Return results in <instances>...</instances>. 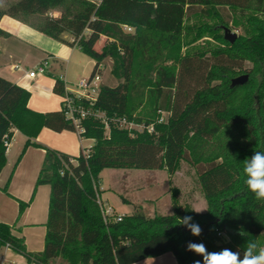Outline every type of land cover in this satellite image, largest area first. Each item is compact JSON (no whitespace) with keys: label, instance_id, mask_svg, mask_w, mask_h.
<instances>
[{"label":"trees","instance_id":"trees-1","mask_svg":"<svg viewBox=\"0 0 264 264\" xmlns=\"http://www.w3.org/2000/svg\"><path fill=\"white\" fill-rule=\"evenodd\" d=\"M53 12L59 16L51 17ZM4 16L78 47L94 61L91 77L111 59L118 84L102 85L93 108L110 120L133 121L148 102L152 115L138 122L153 130L129 132L110 123L106 134L103 123L86 118L80 136L94 144L78 157L42 148L31 140L43 128L75 132L73 124L62 109L31 111L30 93L0 77V174L6 165L5 136L11 138L16 129L28 138L25 148L45 150L36 186L50 187L44 250L28 253L24 240L3 223L0 247L8 246L28 264L55 259L136 264L166 253L177 264H203L201 256L186 251L188 241L203 242L209 251L242 252L247 240L264 247V201L247 190L242 171L246 158L264 151V0H102L99 5L88 0H19L0 9V21ZM225 28L241 30L234 44L225 41ZM64 34L77 43L64 40ZM2 37L8 34L0 29ZM202 40L209 47L197 46ZM209 56L213 62L204 68ZM170 61L175 66L164 65ZM245 63L249 70H243ZM242 75H248V82L232 87V80ZM53 92L65 95L62 79L55 80ZM163 113L166 119L159 123ZM210 144L217 155L205 154ZM182 162L200 170L204 213L188 205L181 208L173 199L172 215L147 217L136 211L120 222L104 223L96 191L103 170H159L173 176ZM3 191L8 194V183ZM18 204L19 219L29 204ZM184 216L201 226L200 237L178 224ZM240 230L246 236L238 235Z\"/></svg>","mask_w":264,"mask_h":264},{"label":"crops","instance_id":"crops-1","mask_svg":"<svg viewBox=\"0 0 264 264\" xmlns=\"http://www.w3.org/2000/svg\"><path fill=\"white\" fill-rule=\"evenodd\" d=\"M18 1L0 0V9L6 10ZM88 1L99 5L102 0ZM53 14V17L59 16L57 12ZM0 29L8 34V37L0 38V77L30 93L28 108L31 111L41 114L61 111L62 97L53 92L55 80L62 79L66 89L72 90L69 76L75 64L73 60L77 58L78 52L82 53L80 49L50 39L29 25L9 16L1 19ZM85 34L89 32L86 31ZM62 37L71 42L72 38L68 34ZM91 62L94 65V61ZM41 66L44 72H37L34 78H30V72L37 71ZM11 133V146L6 151V165L0 174V223L12 227L13 234L24 240L28 253H41L45 246L50 198L49 186H36L46 154L42 148L76 158L81 152L91 148L94 140L81 139L76 131L54 132L43 128L37 138L31 140L42 148L34 146L25 148L28 138L16 129H12ZM84 140L91 141L92 144L84 147ZM20 156L21 159L17 163ZM7 183L8 194L3 191ZM96 191L99 199L102 200L98 184ZM18 201L29 204L19 219ZM123 202L128 206L131 205L128 200L123 199ZM0 259V264H28L24 256L15 253L7 246L0 247ZM141 263L177 264L176 258L171 253L136 264Z\"/></svg>","mask_w":264,"mask_h":264},{"label":"rangeland","instance_id":"rangeland-1","mask_svg":"<svg viewBox=\"0 0 264 264\" xmlns=\"http://www.w3.org/2000/svg\"><path fill=\"white\" fill-rule=\"evenodd\" d=\"M50 16L53 17L52 15ZM32 20L35 21L36 18ZM230 30L237 35L242 34L241 30L233 28H230ZM103 42L104 39H101L100 44L103 45ZM210 44L212 45V43ZM97 46H99V43ZM197 46L204 49L209 47L203 40ZM77 54V58L73 60L75 64L69 76L71 85H75L79 80L89 78L94 67L88 56L79 52ZM207 58V61L203 63L204 68L209 67L213 62L210 60V56ZM164 65L175 66L171 61L166 62ZM250 68L251 65L248 63L243 65V70H249ZM111 69L112 60H105L100 72L103 86L115 87L118 84V81L111 74ZM194 85V82H192L191 88H194ZM151 110V104L148 102L144 103L142 108L135 112L132 122L142 125V123L138 122V119L150 117L152 115ZM162 119H166V113L161 114L157 121ZM91 144V141H83L84 147H88ZM206 148V155H217L219 153L217 148L211 144ZM199 171L197 166L189 162H182L181 168L175 176H170L167 172L159 170L105 169L100 173L98 189L102 195L105 207L111 206L119 215H130L136 211L147 217L172 215L174 212L173 199L177 201L181 208L188 205L195 210H202L199 213H203L207 207L199 183ZM123 199L130 201L131 205L128 206L123 202ZM50 264L67 263L62 259H55Z\"/></svg>","mask_w":264,"mask_h":264},{"label":"built area","instance_id":"built-area-1","mask_svg":"<svg viewBox=\"0 0 264 264\" xmlns=\"http://www.w3.org/2000/svg\"><path fill=\"white\" fill-rule=\"evenodd\" d=\"M50 15L54 16V14ZM125 30L127 32L132 31L127 27ZM71 42L77 43L74 39H71ZM37 72L43 73V66H41L37 71L30 72L29 77L34 78ZM101 86L102 79L100 74H96L93 77L90 76L84 80H79L75 85H71L72 90L66 89L65 85V95L62 97L63 115L73 124L79 136L84 132V129L81 127V121L86 118H94L103 123L106 134L109 132L110 123H113L118 128L127 130L129 132L141 133L145 130L152 132V127H146L144 124H134L132 121H128L126 118H115L110 120L104 112L95 110L93 107L98 100ZM163 121L164 119L158 122L161 123ZM80 138L83 139L81 136ZM11 140L12 138L8 137L7 135L5 136L3 144L6 148V151H8L11 146ZM97 203L105 224L110 222H120L122 220V216L118 215L112 207H105L104 202L99 199L98 194Z\"/></svg>","mask_w":264,"mask_h":264},{"label":"clouds","instance_id":"clouds-1","mask_svg":"<svg viewBox=\"0 0 264 264\" xmlns=\"http://www.w3.org/2000/svg\"><path fill=\"white\" fill-rule=\"evenodd\" d=\"M244 184L257 201H264V151H254L251 157L243 161ZM197 213L202 210H193ZM180 226H183L193 237H200L203 229L193 221L192 216L179 218ZM246 236L243 230L238 233ZM186 251L192 252L203 258V264H264V247H259L254 240H247L244 250L233 251L223 248L219 251H209L203 242L190 240L186 243ZM194 264H201L200 260Z\"/></svg>","mask_w":264,"mask_h":264},{"label":"water","instance_id":"water-1","mask_svg":"<svg viewBox=\"0 0 264 264\" xmlns=\"http://www.w3.org/2000/svg\"><path fill=\"white\" fill-rule=\"evenodd\" d=\"M238 35L235 33H232L230 29L225 28L224 29V39L229 44H234L237 40ZM248 75H242L232 80L231 85L232 87H239L243 86L248 82Z\"/></svg>","mask_w":264,"mask_h":264}]
</instances>
